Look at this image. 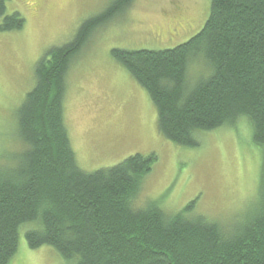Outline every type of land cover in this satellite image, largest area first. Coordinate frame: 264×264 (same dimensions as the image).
I'll list each match as a JSON object with an SVG mask.
<instances>
[{"label": "trees", "instance_id": "1", "mask_svg": "<svg viewBox=\"0 0 264 264\" xmlns=\"http://www.w3.org/2000/svg\"><path fill=\"white\" fill-rule=\"evenodd\" d=\"M7 1L0 0V30H20L26 20L6 14ZM132 1L115 0L37 63L35 86L17 112L24 147L0 164V264L17 253L23 225L31 249L51 246L68 264H264V197L225 225L195 213L196 200L177 212L138 203L154 154L94 172L78 165L65 124L66 76L94 30ZM112 55L149 93L168 140L197 147L200 133L245 118L253 144L264 147V0H212L188 41ZM198 59L211 74L190 86L188 64Z\"/></svg>", "mask_w": 264, "mask_h": 264}, {"label": "rangeland", "instance_id": "2", "mask_svg": "<svg viewBox=\"0 0 264 264\" xmlns=\"http://www.w3.org/2000/svg\"><path fill=\"white\" fill-rule=\"evenodd\" d=\"M115 0H8L6 14L20 12L25 26L0 30V164L24 145L17 112L36 81V65L55 47L71 42L82 23ZM212 0H133L90 35L66 76L65 124L78 165L86 172L114 166L131 155L154 154L138 203L156 201L177 212L193 210L228 225L264 197V147L252 141L242 118L234 126L200 133V145L168 140L158 128L157 108L147 90L112 55L115 48L163 50L199 33ZM2 17L0 16V24ZM210 71L203 59L190 61L194 86ZM20 229L19 248L9 264H68L55 248L31 249Z\"/></svg>", "mask_w": 264, "mask_h": 264}]
</instances>
